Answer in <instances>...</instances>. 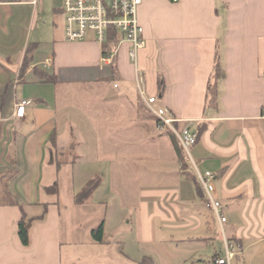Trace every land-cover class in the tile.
Returning <instances> with one entry per match:
<instances>
[{"label":"crops","instance_id":"0c3cea01","mask_svg":"<svg viewBox=\"0 0 264 264\" xmlns=\"http://www.w3.org/2000/svg\"><path fill=\"white\" fill-rule=\"evenodd\" d=\"M36 6L0 0V264H66L62 184L77 183L80 175L78 193L96 177L102 183L84 204L70 193L71 222L94 208L105 177L111 183L105 197L122 198L117 213L101 221L104 243L93 240L90 247L106 253L105 237L131 226L139 243L166 257L161 264H203L209 256L216 264L223 255L221 225L206 208L201 185L183 171L173 134L155 133L142 117L136 68L148 95L177 118L178 129L193 122L202 130L189 169L216 175L226 237L238 240L231 264H264V0H145L138 19L146 46L135 66L129 42L118 46L108 65L95 36L67 41L63 8L56 9L46 39L33 37ZM218 56L226 77L218 84L217 107L210 108L207 91ZM86 82L93 87H72ZM88 96L93 112L78 108L74 121L71 105ZM23 101L30 103L20 118ZM54 184L58 193L49 194ZM23 212L29 218L45 213L34 221L27 247L18 235ZM218 230L223 247L211 252ZM125 255L135 264L145 257L155 261Z\"/></svg>","mask_w":264,"mask_h":264},{"label":"built area","instance_id":"2783aa9c","mask_svg":"<svg viewBox=\"0 0 264 264\" xmlns=\"http://www.w3.org/2000/svg\"><path fill=\"white\" fill-rule=\"evenodd\" d=\"M36 6L39 0H17ZM173 3L179 0H170ZM144 0H64L63 12L66 17V39L69 42L83 41L89 34L95 36L96 41L101 45L114 44L109 56L103 55V62L112 65L118 46L122 42L131 44L130 57L137 65L138 51L145 47L144 30L139 23L138 10ZM115 32L116 38L111 40ZM52 61L45 63L51 67ZM136 81L144 100L147 111L155 118L149 122L155 133H172L191 159V149L198 142V132L193 122H189L184 128H177V118L164 107L158 105V97L150 96L143 87V80L140 77V70L136 68ZM115 87H118L115 85ZM30 102L23 101L17 104V117H24L25 108ZM196 177L203 188L207 200L206 208L214 213L221 225V232L224 236V253L219 256L216 264H231L239 254L234 243L226 237L225 224L228 220L223 214V205L215 196L216 175L212 172L202 173L195 166Z\"/></svg>","mask_w":264,"mask_h":264},{"label":"rangeland","instance_id":"374dc122","mask_svg":"<svg viewBox=\"0 0 264 264\" xmlns=\"http://www.w3.org/2000/svg\"><path fill=\"white\" fill-rule=\"evenodd\" d=\"M145 2V0H144ZM64 6V0H40L38 2V5L36 6L38 8L39 12V17H38V24L36 28V32L33 33L34 36H39L41 39H46L44 37L47 36V29L52 25L53 22V17L56 12V9L63 8ZM47 24L46 26H44ZM88 38H92L93 34H89L87 36ZM145 46H146V41H145ZM140 52L141 50L138 51V58H137V63L140 61ZM133 66H135V63L132 61ZM91 81V80H88ZM87 85H81L80 84H73V88H78V87H85L87 89L93 87L94 83L86 82ZM90 83V84H89ZM82 84V83H81ZM79 91V90H78ZM119 92H123L122 87L119 89ZM135 94V93H133ZM77 95V94H76ZM73 97V96H72ZM78 97V96H77ZM76 97V98H77ZM86 97V96H85ZM89 96L86 99H82L81 104L78 105L79 103V98L75 100L73 105L71 107L73 108V116L74 121L77 122V119H79V111L86 113H92L93 112V107H94V102L88 101ZM79 108V111H78ZM76 115V116H74ZM68 116V115H67ZM64 119L61 117V120ZM61 120L59 119L60 123ZM73 120V119H72ZM71 120V121H72ZM87 120H94L93 117H88ZM73 124H75L73 122ZM77 125V124H76ZM89 129V128H88ZM64 128H60V134H62ZM90 131V129H89ZM76 135V133H74ZM94 136V135H92ZM191 160H187L189 165H192ZM87 161H85L86 163ZM140 167H142L141 163H138ZM65 178V177H64ZM84 178L82 179V176L80 175L78 177V182L77 183H72L70 182L67 183V181H64L62 184V196L64 199H66L63 207V212L65 215L64 219V229H65V244L63 248V253H64V261L66 264H135V260H130L126 258V253H129L130 255H133L136 257V259H140L142 255H148L151 257H154L155 261L157 264H161V261H164L166 257L158 250V248H151L149 250V246L139 243L138 239L136 238L135 233H130L129 229L130 227L124 226L123 231H116L117 235L115 233H110L105 237V241L109 243V248L104 250L106 253H102L100 249L97 247H90L91 242H93V239L91 237V231L95 229L96 227H99L101 225L102 219L105 218V216L108 215V220L109 218L117 213V209L120 206L119 204L122 203V198L119 197L118 195L111 196L109 198H106L105 194L107 193V188L111 187L110 180L105 177L103 179V184L99 191L95 194L93 197V203H94V208L93 209H84V213L81 218L78 217L79 220L76 221V224L70 221V213L73 212L72 208H68L67 204L68 203V197L70 193H75L77 194L80 187L78 185L84 183ZM75 186V187H73ZM122 209V208H120ZM87 211V213H86ZM120 214V212H119ZM78 221H81L78 223ZM78 223V224H77ZM80 225V227H78ZM116 226L114 223H107L106 226ZM133 227H136V224H131ZM76 228V229H75ZM75 229V230H73ZM75 231V234H73ZM77 242V243H76ZM82 242V245L80 243ZM96 246H98L96 244ZM99 247V246H98ZM148 249V251L142 252L141 248ZM214 247L217 248H222V239H221V233L220 230L217 231L216 235L214 236V240H212V244L208 247L211 252H213ZM92 248V250H91ZM143 253V254H141ZM74 254V255H73ZM158 254V255H157ZM77 255L78 259L73 260L74 256ZM140 257V258H139ZM195 262V263H194ZM188 261L184 264H198L197 261ZM203 264H213L211 257L209 256L208 258H205L203 261Z\"/></svg>","mask_w":264,"mask_h":264},{"label":"trees","instance_id":"16d2710c","mask_svg":"<svg viewBox=\"0 0 264 264\" xmlns=\"http://www.w3.org/2000/svg\"><path fill=\"white\" fill-rule=\"evenodd\" d=\"M113 36H111V40H114L116 38L115 32H113ZM114 44H105L102 46V51L104 56H109L111 53V50L113 49ZM27 66V60L26 63L24 64V69ZM226 77V72L224 68L222 67V64L220 62L219 56L216 57V62H215V67H214V72L212 74V77L210 79V83L208 85V106L210 108H216L218 99H219V90H218V84L221 80L225 79ZM45 81H49V79H46ZM142 113V117L145 121L151 120L155 121V118L146 110V109H141L140 110ZM202 131V130H201ZM201 131L198 132V140L201 134ZM173 144L176 149V152L179 157V162L181 164V167L184 172L187 171L188 177L191 180H194L196 183H199V180L197 179L195 172H191L189 167L190 165L188 164L187 160L189 157L187 156L186 152L180 145L179 141L177 138L173 135ZM189 171V172H188ZM190 174V175H189ZM102 179L99 177H96L92 180H90L81 190L80 192L76 195V203L77 204H84L89 201V199L93 196L94 192L98 189V187L101 185ZM199 192L201 191L200 187L198 188ZM46 191L49 194H57L58 193V185L54 184L50 187L46 188ZM45 216V213L41 215L40 217H35V218H29L25 212H23V216L21 220L18 223V235L21 239L22 244L27 247L30 245V231L32 229L33 223L36 220H41ZM92 238L95 242L97 243H104V224H101L99 227L93 229L92 231ZM231 241H234V244L238 243L236 238H231ZM138 264H155V261L150 258V257H145L142 259L141 262Z\"/></svg>","mask_w":264,"mask_h":264}]
</instances>
